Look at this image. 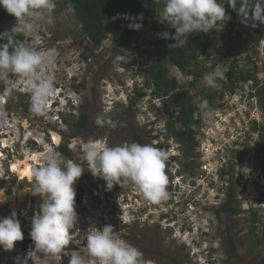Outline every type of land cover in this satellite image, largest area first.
Listing matches in <instances>:
<instances>
[{
    "label": "rangeland",
    "instance_id": "rangeland-1",
    "mask_svg": "<svg viewBox=\"0 0 264 264\" xmlns=\"http://www.w3.org/2000/svg\"><path fill=\"white\" fill-rule=\"evenodd\" d=\"M55 3L51 19L42 22L33 36H23V43L38 50H54L55 63L47 74L64 94L60 98L55 95L51 102L61 104L59 109L67 119L69 113L86 114L88 129H71L54 108L46 115H34L29 110L28 94L24 96L15 90L3 96L7 100L4 111L16 127H11L16 138L3 141V146L9 141L12 150L8 159L4 151L0 187H13L20 193L31 189V184L17 178L9 166L23 160L27 152H45L51 146L49 141H43L48 140L49 133L56 134L52 140L59 137L58 151L63 157L77 162L81 161L68 148L74 138L82 142L98 140L114 147L136 142L133 136L138 135L143 144L167 152L165 174L169 193L166 200L158 203L142 197L129 202L138 208L139 214L143 209L139 215L142 224L136 222L122 229L142 253L140 264H200L212 254L218 264H260L264 260V36L259 40L251 32L239 14L240 6L235 10L225 8L230 19L203 33L211 42L207 55H198L197 64L191 66L194 75L188 76L166 62L169 79H175L194 102L206 100L211 112L208 118L199 109L195 113L202 124L195 135L193 152L187 158L168 132L167 121L176 117L172 99L155 97L151 80L140 67L146 59L150 64L157 59L158 34L172 30L167 22H159L162 10L157 17L147 20L136 42L127 49L115 50L110 41L94 46L75 21L72 5L63 0ZM14 19L11 15L6 22L0 18L1 27H7ZM116 55L127 59L113 64ZM217 67L224 70L223 76L217 79L216 87L206 86L203 76ZM70 75L76 76L68 80ZM3 98L0 97L1 102ZM116 98L125 102L117 103ZM98 117L105 121L102 126L96 123ZM108 121L115 123L117 129H112ZM0 126L1 133L6 128L11 132L6 124ZM175 129H181L180 125L176 124ZM19 131L22 137L32 135L34 140L24 144L22 139L18 140ZM86 174L91 175L85 165L77 182L84 185ZM123 186L114 188L122 194ZM228 207L235 214L228 212ZM228 237L234 243L233 255L229 253Z\"/></svg>",
    "mask_w": 264,
    "mask_h": 264
},
{
    "label": "clouds",
    "instance_id": "clouds-1",
    "mask_svg": "<svg viewBox=\"0 0 264 264\" xmlns=\"http://www.w3.org/2000/svg\"><path fill=\"white\" fill-rule=\"evenodd\" d=\"M163 4L159 22H167L175 29V34L170 36L169 33L164 32L158 35L162 39L174 41L168 45L171 49L184 48L188 42L187 37L192 34L209 33L220 22L230 19L226 16L224 5L218 0H163ZM228 4L234 10L236 5L240 4L239 14L246 21L250 20L253 27L264 24V0H255L250 8L249 0H228ZM0 6L16 21L10 29L0 33V41H2L0 42V85H2L0 97L8 96L17 90L21 95H29V110L34 115H46V112L54 108L56 114L63 119L66 115L59 109L61 104L51 102V98L55 95L60 98L64 92L61 88L55 87L54 78L47 74L49 67L55 63L54 50H38L16 39L17 36H33L42 22L51 19V14L56 9L55 0H0ZM118 17L133 21L128 24L130 30L139 31L142 28V23L134 22L136 19L142 21V15L137 18L130 17L128 14H123L121 17L118 14ZM108 41L115 48L111 35L101 43L105 44ZM126 59L125 56L116 55L113 64L124 62ZM223 71L217 67L205 74L203 83L208 87H216L217 79L223 76ZM75 76L70 75L68 80H72ZM69 98L76 103L72 100V96ZM3 99L2 102L0 100V125L6 124L11 132L7 131L6 127L5 132L0 131V161L4 160V151L7 152L6 159H8L9 151L12 150L11 146L4 147L3 141L12 136L16 138L14 136L16 132L11 128L15 125L4 111L7 100ZM114 100L117 103L125 102L123 99ZM197 107L205 118L211 116V112L207 110L206 100H200ZM69 115L74 114L69 113ZM96 123L102 126L105 121L98 117ZM108 123L111 127H116L115 123L111 121ZM54 134L55 132L49 133L48 140H43L49 141L51 146L47 145L50 147L40 154V165L31 168V183H28L31 184V190L25 192L33 197L38 196L40 203L38 210L31 218L29 237L32 246L22 259L16 258V264H28L29 261L31 264H62L65 257L68 258V264H140L142 253L121 238L111 224L88 231L84 238V246L78 250H66L70 243H75L74 237L78 230L74 186L84 174L86 165L87 171L97 180L102 181L105 188L102 187V192L112 196L114 185L131 186L143 199L158 203L169 196L168 177L165 174L167 152L151 144L132 142L110 147L107 143L98 140L82 142L79 138H74L68 148L81 161L77 162L76 159H65L58 151L61 141L56 144L52 140ZM18 137V140L22 139L24 144L34 140L32 135L22 137L20 131ZM11 168L12 164L9 166L10 172H12ZM3 176L4 180L9 181L5 179V175ZM16 176L19 178L18 175ZM9 188L13 189V187ZM0 193H2L0 204H3L6 202L4 190L0 189ZM19 193L16 196V202L19 200ZM118 204L120 205L119 201ZM129 207L131 210H128L127 215H130V219L134 218L130 222L129 217L122 214V208L116 209L121 215L119 220L123 223V227L138 221L137 208ZM127 222L129 225L126 224ZM74 228L75 231H73ZM23 240L21 223L17 211L13 209L10 215L0 219V249L11 252L17 242ZM209 254L210 252H207V255ZM200 264L218 263L212 254L208 260Z\"/></svg>",
    "mask_w": 264,
    "mask_h": 264
},
{
    "label": "trees",
    "instance_id": "trees-1",
    "mask_svg": "<svg viewBox=\"0 0 264 264\" xmlns=\"http://www.w3.org/2000/svg\"><path fill=\"white\" fill-rule=\"evenodd\" d=\"M63 2L72 5V15L77 24L82 26V32L90 42L99 44L111 35L115 50L118 48L127 49L130 44L136 42L137 36L146 25L147 20L150 17H157L159 10L163 11L164 8L163 0H63ZM218 2L223 4L228 10L230 8L233 9L228 4V0H218ZM252 3L253 0H249V7H251ZM237 6H240V4H237L236 8H238ZM118 14L121 17L123 14H128L130 17L137 18L142 15V21L139 19L134 21L136 23H142V28L139 31L130 30L128 24L133 21L119 18ZM240 16L245 20L242 15ZM0 18L3 22L9 19V14L2 6H0ZM245 22L251 29V32L256 34L259 40H262L264 36V24L253 27L250 25L249 20H245ZM14 24L15 21L7 24L5 28H2L0 24V33L10 29ZM174 34L175 29L172 28L169 35L172 36ZM16 39L23 42L24 37L17 36ZM187 41L186 49H171L168 45L174 43V41L171 39L165 40L159 36L155 42V45L158 47L157 59L151 64L149 62L150 60L146 59L140 63V67L142 72L151 80L153 95L158 98L167 97L172 99L176 109V117L173 120L169 119L167 121L168 132L180 144L184 154L188 158L193 152L196 143L195 135L202 124L201 118L195 117V113L198 110V103L193 101L187 91L175 79H169L166 62L169 61L173 66L188 76L194 75L195 72L191 69V66L197 64L198 55H207L208 46L211 41L203 33L192 34L187 37ZM228 76L232 77V72H229ZM137 94L138 96H142V93L137 92ZM63 119L71 129L77 131H85L88 129V117L86 114L79 116L71 115L69 119L66 117ZM176 124H179L181 129L176 130ZM111 128L114 130L117 129L116 127ZM133 137L137 143L143 144L140 136L134 135ZM262 169L264 171V161L262 163ZM226 210L235 214V211L229 207ZM228 246L230 255H233L235 250L234 243L229 237ZM260 264H264V260Z\"/></svg>",
    "mask_w": 264,
    "mask_h": 264
},
{
    "label": "built area",
    "instance_id": "built-area-1",
    "mask_svg": "<svg viewBox=\"0 0 264 264\" xmlns=\"http://www.w3.org/2000/svg\"><path fill=\"white\" fill-rule=\"evenodd\" d=\"M82 193L79 192L77 194L76 191L75 204L78 202L79 197L82 194L81 208L86 213L88 227L86 229L83 228L84 213L76 208L78 214V222L76 225L78 230L76 231V235L74 237L76 244L70 243L68 249L66 250H78L79 248L83 247L85 244L84 238L87 235L88 231H91L95 227L100 229L107 224L113 225L114 230L118 232L121 238H123L130 244V242L127 240L126 232L122 231L123 223H121L119 220L121 215L117 212L118 210L116 211V209L121 208L120 206L122 204L125 205L123 196L120 197L121 194H119L115 189L113 190V194L119 195L118 199H114L113 196H110L109 194H107V192H102L101 190ZM118 201L120 205L118 204ZM39 203L40 198L38 196L33 197L30 193L28 194V202L23 205L24 209L18 210L17 212L18 219L21 223V229L24 233V240L17 242L14 250L11 252H5L3 249H0V264H16V258L20 257L22 259L25 256L26 252L29 250V248L32 246V241L29 237V232L31 228V218L34 212L38 210ZM1 211L2 212H0V219H3L4 217L10 215V206H8L5 211ZM75 230L76 229L74 228L73 231ZM28 264H31V261H29ZM62 264H68L67 257L63 259Z\"/></svg>",
    "mask_w": 264,
    "mask_h": 264
},
{
    "label": "bare ground",
    "instance_id": "bare-ground-1",
    "mask_svg": "<svg viewBox=\"0 0 264 264\" xmlns=\"http://www.w3.org/2000/svg\"><path fill=\"white\" fill-rule=\"evenodd\" d=\"M54 140L56 142H59V137L54 136ZM5 145L4 146H8V144L10 143L9 141H5L4 142ZM43 153V152H41ZM41 153H34L31 154L29 152L26 153V157L23 160H16L14 161L12 164V171L18 175L19 179L21 181H28V183H31L30 181V173H31V168L33 166H39L41 161L39 159L40 154ZM1 159V158H0ZM0 172H1V161H0ZM2 174H0L1 176ZM0 189L4 190V196L6 198V202L3 204H0V211L2 210L3 207L8 206L9 204H11L10 206V211L15 209L17 212L18 210H22L24 209L23 204L28 202V194L25 191H29L28 189L25 190L23 193H19V197H18V202H16V196L18 194L17 189L13 188L12 194H7L6 191L9 189V187L5 188V187H0ZM12 189V188H10ZM17 191V192H16ZM138 194V193H137ZM0 195H2V193H0ZM139 195V194H138ZM140 196V195H139ZM17 203L16 205H14V203ZM121 210H124V212L126 213L125 215L128 214V209H131L129 206L127 205H121ZM129 216V215H127ZM130 221V218H129ZM128 223V222H127ZM176 236L178 237V235L176 234ZM176 239V238H174ZM185 239V238H184ZM185 240H183L184 242Z\"/></svg>",
    "mask_w": 264,
    "mask_h": 264
},
{
    "label": "flooded vegetation",
    "instance_id": "flooded-vegetation-1",
    "mask_svg": "<svg viewBox=\"0 0 264 264\" xmlns=\"http://www.w3.org/2000/svg\"><path fill=\"white\" fill-rule=\"evenodd\" d=\"M84 185L82 186V184L80 182H76L75 184V190L77 191V194L79 192H94V191H98V190H101L104 188L103 184H102V181L101 180H97L95 177H93L92 175H89V174H86L84 176ZM92 186H91V185ZM103 187V188H102ZM105 189V188H104ZM122 196L124 197V202H125V205H128V206H132L131 202L132 200H136L137 198L141 197L139 195H137V193L135 191H133V189L131 188V186H127V189L123 186L122 187ZM83 194V193H82ZM113 197H118L119 195H114L112 194ZM137 208V207H136ZM138 209V208H137ZM140 214H142L143 212V209L140 210ZM122 214H123V211H122ZM139 212H138V215H137V223L138 224H142L141 220H139V218H141ZM126 236H127V240L128 241H131V237L129 235V233L126 232ZM139 238V236L136 237V240ZM131 244V243H130ZM132 245V244H131ZM137 246V245H136ZM137 249L139 250V248L137 247Z\"/></svg>",
    "mask_w": 264,
    "mask_h": 264
},
{
    "label": "water",
    "instance_id": "water-1",
    "mask_svg": "<svg viewBox=\"0 0 264 264\" xmlns=\"http://www.w3.org/2000/svg\"><path fill=\"white\" fill-rule=\"evenodd\" d=\"M12 191H13V189H8L7 191H6V193L7 194H12ZM82 195V194H81ZM81 195H80V197H79V200H78V202L76 203V208L77 209H79L80 211H82L83 213H84V215H83V219H84V223H83V228L84 229H86L87 227H88V222H87V220H86V213H85V211L81 208Z\"/></svg>",
    "mask_w": 264,
    "mask_h": 264
}]
</instances>
